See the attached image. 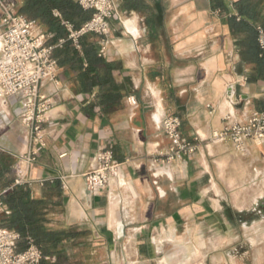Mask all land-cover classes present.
Segmentation results:
<instances>
[{
	"label": "crops",
	"instance_id": "crops-1",
	"mask_svg": "<svg viewBox=\"0 0 264 264\" xmlns=\"http://www.w3.org/2000/svg\"><path fill=\"white\" fill-rule=\"evenodd\" d=\"M163 1L164 30L134 12H120L119 29L112 25L105 59L116 65L114 84L130 89L121 110L103 114L99 90L78 92L75 75L63 69L57 82L41 88L53 102L47 146L25 182L34 199L44 197L46 184L60 183L62 198L49 201L48 227L85 230V241L76 242L91 247L89 256L80 248L69 251L85 264H187L191 247L231 242L236 225L247 232L264 223V145L250 142L249 154L242 156L230 142L210 141L228 113L244 120L258 112L264 80L243 62L226 18L211 0ZM261 10L264 15V0ZM13 103L7 110L12 125L0 120V161L16 179L14 166L28 151L30 136L13 114ZM167 116L181 119L182 138L195 146L194 153L177 154L170 162L172 142L157 125ZM105 149L113 150L120 173L94 195L85 175ZM220 230L224 234L217 237Z\"/></svg>",
	"mask_w": 264,
	"mask_h": 264
},
{
	"label": "built area",
	"instance_id": "built-area-1",
	"mask_svg": "<svg viewBox=\"0 0 264 264\" xmlns=\"http://www.w3.org/2000/svg\"><path fill=\"white\" fill-rule=\"evenodd\" d=\"M78 3L83 10L92 12V16L79 29L62 20L68 38L80 50L82 37L91 34L101 37L100 56L105 57V47L113 35L111 23L119 15L120 6L116 0H78ZM54 15L61 18L57 11ZM0 22V120L4 127L12 125L11 113L7 110L14 101L13 114L30 136L28 151L19 156L14 166L15 184L23 185L30 165L47 146L45 124L53 102L41 93V88L46 82H57L60 68L54 50L64 41L58 45L49 44L51 36L45 31L37 32L39 26L36 22L19 14V6L13 0H0ZM258 31L264 54V31L261 28ZM224 121V127L213 133L211 143L230 142L236 153L242 156L249 154L250 142L264 145V112H256L244 120L228 113ZM157 125L172 142L167 162L177 154L195 152V146L182 138L179 117L167 116ZM120 167L112 149L99 151L93 159L91 171L85 175L87 190L94 195L106 190L118 178ZM5 193L6 190H0V264H41L43 253L34 242L29 241L28 248L18 252L20 235L3 226L2 221L9 214L2 200Z\"/></svg>",
	"mask_w": 264,
	"mask_h": 264
},
{
	"label": "trees",
	"instance_id": "trees-1",
	"mask_svg": "<svg viewBox=\"0 0 264 264\" xmlns=\"http://www.w3.org/2000/svg\"><path fill=\"white\" fill-rule=\"evenodd\" d=\"M212 8L226 18L227 24L236 38V46L243 62L255 66L257 79L264 80V54L259 45V31H264L263 0H211ZM120 10L125 13H137L145 18L147 24L164 30L166 6L163 0H121ZM57 11L61 18L55 17ZM19 14L33 20L51 36L49 44L58 45L54 58L60 69L66 74L75 75L78 92L91 94L99 90L97 105L103 114L111 115L123 108L125 94L130 92L129 85L116 86L113 73L116 65L100 56L101 37L86 35L80 39V50L68 38V32L62 20L79 29L87 22L92 12L85 11L78 0H22ZM258 112H264V101L257 104ZM16 179L6 161H0V190H6L2 200L9 214L3 219L5 228L20 235L17 251L23 252L29 241L42 251L41 264H85L81 260L71 259L69 251L80 248L78 241L83 234L55 230L48 227L49 201L61 200L62 189L59 182L49 187L45 185L44 197L34 199L28 184L16 185ZM73 241V245L66 242Z\"/></svg>",
	"mask_w": 264,
	"mask_h": 264
},
{
	"label": "rangeland",
	"instance_id": "rangeland-1",
	"mask_svg": "<svg viewBox=\"0 0 264 264\" xmlns=\"http://www.w3.org/2000/svg\"><path fill=\"white\" fill-rule=\"evenodd\" d=\"M13 1L18 4L17 0ZM20 1L22 2V0ZM167 1L169 2V0ZM127 17L129 15H123L122 19L125 20ZM168 19L169 15L166 16V29L169 31ZM112 25L114 29H119V22L116 19L112 21ZM36 31L43 32L44 29L37 27ZM100 44H102V40ZM81 233L83 234L81 238L85 241L87 232L82 230ZM231 233V242L219 240L215 245L191 247L194 252L189 255L187 264H264V223L258 230L254 228L247 232L236 225ZM223 234L224 232L220 230L217 232V237L223 236ZM90 250L91 247L85 246L78 251L88 257Z\"/></svg>",
	"mask_w": 264,
	"mask_h": 264
},
{
	"label": "bare ground",
	"instance_id": "bare-ground-1",
	"mask_svg": "<svg viewBox=\"0 0 264 264\" xmlns=\"http://www.w3.org/2000/svg\"><path fill=\"white\" fill-rule=\"evenodd\" d=\"M127 26H128V29H129L130 31H133V32H134V31L136 30L135 26H134V25H131L130 22L127 23Z\"/></svg>",
	"mask_w": 264,
	"mask_h": 264
}]
</instances>
